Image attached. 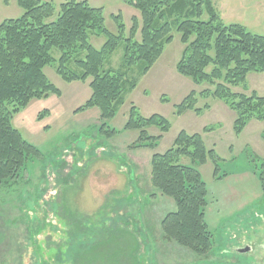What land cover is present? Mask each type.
<instances>
[{
  "label": "rangeland",
  "instance_id": "1",
  "mask_svg": "<svg viewBox=\"0 0 264 264\" xmlns=\"http://www.w3.org/2000/svg\"><path fill=\"white\" fill-rule=\"evenodd\" d=\"M41 1L55 7L45 21L50 23L61 3L69 0ZM85 1L103 9L104 27L111 33H116L111 15L121 14L127 30L131 18L139 17L122 0ZM213 5L222 22L238 23L264 36V0H213ZM22 14L15 0H0V24ZM171 36L162 55L107 122L100 120L96 108L75 113L90 98L91 78L68 83L55 73V64L44 68L60 96L32 99L11 119L12 127L39 150L40 157L28 159L0 189V264H239L229 252L243 244L240 238L252 233L250 228L264 217L258 181L264 162V120H251L236 136L234 112L217 98L199 96L210 85L195 84L175 71L183 46L177 32ZM89 40L96 50L105 41L102 36ZM122 51L121 44L104 68L117 69ZM50 53L55 59L60 56L57 49ZM246 79L231 91L264 97V72L249 73ZM192 91L197 94L195 109L201 111L177 116L176 106ZM131 106L143 118H165L170 130L161 134L156 127L147 128V135L161 137L155 145H141L136 141L139 130L124 128ZM104 122L116 131L112 138L100 133ZM205 127L212 130L204 133ZM182 131L199 134L217 158V176L210 159L194 168L207 188L205 219L215 242L205 258L164 238L160 220L175 205L150 184L151 156L171 148ZM179 163L191 166L186 157ZM115 226L120 227L116 233L105 230Z\"/></svg>",
  "mask_w": 264,
  "mask_h": 264
},
{
  "label": "trees",
  "instance_id": "2",
  "mask_svg": "<svg viewBox=\"0 0 264 264\" xmlns=\"http://www.w3.org/2000/svg\"><path fill=\"white\" fill-rule=\"evenodd\" d=\"M23 10L21 17L0 24V189L14 178L30 158H39L38 149L28 144L12 127L13 115L32 99L60 91L44 75V68L55 64V73L64 82L91 81V95L75 113L96 108L100 120H112L123 105L126 94L136 88L162 55L175 31L183 46L175 71L195 84L207 83L210 89L199 93L201 98H217L236 115L233 132L236 136L251 120H264V97L234 93L232 87L244 85L249 73L264 72V36L251 33L241 24L222 22L213 0H122L138 12L131 18L129 30L121 14L111 15L116 33L104 27L102 8H92L87 1L61 3L54 21L46 23L55 7L41 0H15ZM102 36L105 41L96 50L90 37ZM138 36V38H137ZM122 44L121 64L117 69L104 68L106 60ZM52 49L60 52L58 59ZM197 94L192 91L175 108L181 116L195 109ZM205 105L204 108H208ZM124 128L139 130L137 142L155 145L158 137L147 135V128L160 133L170 130L169 122L157 115L141 117L131 106ZM103 123L99 131L112 138L116 131ZM212 128L205 127L204 133ZM186 157L191 166L182 165ZM210 159L217 176L214 150H207L199 134L180 132L171 148L150 158V184L161 196L172 199L175 210L160 220L161 233L167 241L178 244L197 258H205L214 249L213 234L205 219L207 188L195 168ZM258 181L264 194V162L258 169ZM106 227L117 232L119 226ZM105 231V233L107 232Z\"/></svg>",
  "mask_w": 264,
  "mask_h": 264
},
{
  "label": "flooded vegetation",
  "instance_id": "3",
  "mask_svg": "<svg viewBox=\"0 0 264 264\" xmlns=\"http://www.w3.org/2000/svg\"><path fill=\"white\" fill-rule=\"evenodd\" d=\"M259 217V223L256 221L250 228L253 232L246 233L240 238L243 239V244L229 252L231 256L235 255L233 260L237 259L239 264H264V217L262 215Z\"/></svg>",
  "mask_w": 264,
  "mask_h": 264
}]
</instances>
